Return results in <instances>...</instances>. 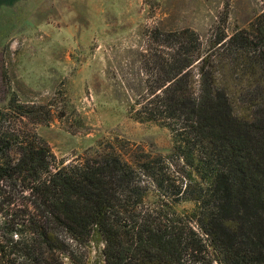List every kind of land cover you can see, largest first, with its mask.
<instances>
[{"label":"trees","instance_id":"trees-1","mask_svg":"<svg viewBox=\"0 0 264 264\" xmlns=\"http://www.w3.org/2000/svg\"><path fill=\"white\" fill-rule=\"evenodd\" d=\"M147 40L127 113L170 131L165 155L59 166L41 109L0 107V264H264V11Z\"/></svg>","mask_w":264,"mask_h":264},{"label":"rangeland","instance_id":"rangeland-1","mask_svg":"<svg viewBox=\"0 0 264 264\" xmlns=\"http://www.w3.org/2000/svg\"><path fill=\"white\" fill-rule=\"evenodd\" d=\"M262 11L264 0H0V107L15 97L40 108L35 128L59 166L104 152L165 155L170 131L127 113L147 34L191 28L204 41ZM88 259L99 264L98 249Z\"/></svg>","mask_w":264,"mask_h":264}]
</instances>
